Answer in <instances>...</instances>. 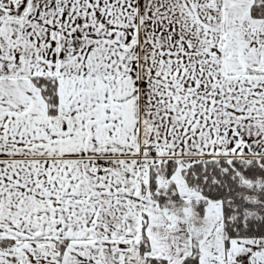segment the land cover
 <instances>
[{"label":"snow or ice","instance_id":"snow-or-ice-1","mask_svg":"<svg viewBox=\"0 0 264 264\" xmlns=\"http://www.w3.org/2000/svg\"><path fill=\"white\" fill-rule=\"evenodd\" d=\"M0 264H264V0H0Z\"/></svg>","mask_w":264,"mask_h":264}]
</instances>
